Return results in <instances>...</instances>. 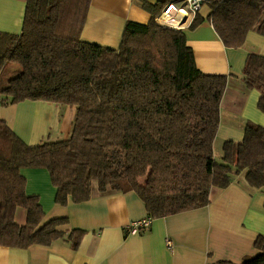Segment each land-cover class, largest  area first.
Instances as JSON below:
<instances>
[{"label":"trees","instance_id":"obj_1","mask_svg":"<svg viewBox=\"0 0 264 264\" xmlns=\"http://www.w3.org/2000/svg\"><path fill=\"white\" fill-rule=\"evenodd\" d=\"M184 1L141 0L152 19L127 22L118 49L82 40L91 0H28L21 34L0 31V77L10 64L21 70L0 89V106L42 101L76 108L69 139L35 146L0 118L1 247L64 240L78 249L86 234L64 231L68 218L44 223L40 198L26 192L24 169L50 173L59 205L89 201L97 185L101 194L135 192L153 220L209 206L212 190L228 188L242 173L264 193V127L248 123L243 142H225L217 161L228 78L201 72L185 31L156 22L167 5ZM202 1L225 47L243 48L252 31L264 35V0ZM202 20L197 13L190 28ZM243 74L264 113V56L249 54ZM18 208L27 211L23 226ZM255 246L260 254L243 264H264V236Z\"/></svg>","mask_w":264,"mask_h":264},{"label":"crops","instance_id":"obj_2","mask_svg":"<svg viewBox=\"0 0 264 264\" xmlns=\"http://www.w3.org/2000/svg\"><path fill=\"white\" fill-rule=\"evenodd\" d=\"M28 0H0V31L20 35ZM156 5L160 0H146ZM203 18L195 28L183 30L193 49L198 69L207 75L227 76L221 101L220 126L215 145L241 143L248 123L264 127L259 110L260 93L247 89L243 69L249 54L264 56V35L252 31L243 48H227L201 6ZM152 19L141 0H91L82 33L84 42L118 49L127 22L147 25ZM76 108L42 101L0 106V118L28 145L69 139ZM214 145V148H215ZM26 192L38 196L45 211L44 223L68 218L64 231L86 232L78 249L70 241L28 249L0 246V264H243L260 252L255 243L264 236V193L249 186L245 173L226 189L214 188L209 206L153 221L145 233L129 234L128 226L148 217L145 203L135 192L99 193L83 203L56 202V188L46 169H24ZM27 211L18 208L16 222L23 226ZM172 242V247L167 246Z\"/></svg>","mask_w":264,"mask_h":264},{"label":"built area","instance_id":"obj_3","mask_svg":"<svg viewBox=\"0 0 264 264\" xmlns=\"http://www.w3.org/2000/svg\"><path fill=\"white\" fill-rule=\"evenodd\" d=\"M201 6H203L202 0H185L180 5L169 4L157 18L156 22L162 27L183 30L187 25L192 24ZM184 19L186 20L184 21ZM153 221L150 216L135 221L128 226L127 232L129 234L145 233L151 229ZM167 246L172 247V242L167 241Z\"/></svg>","mask_w":264,"mask_h":264},{"label":"rangeland","instance_id":"obj_4","mask_svg":"<svg viewBox=\"0 0 264 264\" xmlns=\"http://www.w3.org/2000/svg\"><path fill=\"white\" fill-rule=\"evenodd\" d=\"M20 68L18 65L10 64L8 65L2 72V75L0 77V89L4 87L10 78L17 76L20 73ZM215 156L220 159V156L222 154L221 148L218 145H215L214 148Z\"/></svg>","mask_w":264,"mask_h":264},{"label":"water","instance_id":"obj_5","mask_svg":"<svg viewBox=\"0 0 264 264\" xmlns=\"http://www.w3.org/2000/svg\"><path fill=\"white\" fill-rule=\"evenodd\" d=\"M186 19H184V21H185Z\"/></svg>","mask_w":264,"mask_h":264}]
</instances>
